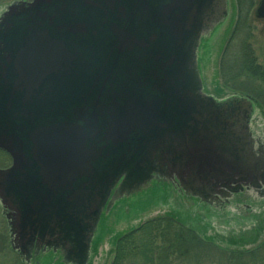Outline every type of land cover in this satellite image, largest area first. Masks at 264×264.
Segmentation results:
<instances>
[{
	"label": "water",
	"instance_id": "95a60500",
	"mask_svg": "<svg viewBox=\"0 0 264 264\" xmlns=\"http://www.w3.org/2000/svg\"><path fill=\"white\" fill-rule=\"evenodd\" d=\"M226 17L227 0H31L0 15V205L23 261L48 249L87 264L110 193L153 174L202 202L264 186L255 101L207 95L197 69Z\"/></svg>",
	"mask_w": 264,
	"mask_h": 264
},
{
	"label": "rangeland",
	"instance_id": "374dc122",
	"mask_svg": "<svg viewBox=\"0 0 264 264\" xmlns=\"http://www.w3.org/2000/svg\"><path fill=\"white\" fill-rule=\"evenodd\" d=\"M20 1L28 2L30 0H0V15L8 5ZM245 1L246 0H227V18L215 25L209 33L212 35L209 36L210 38L205 39V35L200 38L199 52H201L200 48L202 45L204 46L205 41L207 42L203 48H207L209 45H216V49L218 48L217 52L211 57L209 64L206 66L204 64L205 60H203V51H205L203 48L202 54H200L202 56L200 70H202L201 74L204 84L207 87L206 90L210 94L217 97L238 94L253 98L244 90V87H255L260 89V91H264V83L262 81L260 82L246 79L244 75L238 77L236 76L237 69L229 70L228 68H225L224 78H222V76L220 77V74H218L216 69L221 60L222 49L225 48L228 43L229 49L227 51V58L225 57V62H228L229 64V61L232 58L233 60L243 61L242 54L240 53L238 55L237 53V46L241 40H247L249 42L252 57L255 59L256 65L264 69V21L258 20L255 17L258 0H251L253 3L249 2V4H246ZM234 29L238 33H236L234 40L231 42L230 38ZM225 80H229L227 83L228 85H226ZM255 117L258 118L256 124L254 125L255 128L264 130L263 106H257L254 118ZM8 165L9 160H7V156L0 152V168H5ZM173 192L174 191L169 185L150 183L147 184V187H144L140 191L119 201L120 205H118V211L115 210V212L112 213L114 223H109L110 226L107 223H104L105 217L104 215H101L94 239L91 243V250L89 251L90 257L87 264H111L115 255L114 238L119 232L126 230L128 226H130V228H134L145 220L155 217L156 215H163L161 212L158 214L153 212L148 215H143L140 219L130 221L128 224L123 223L122 221L125 222L127 218L133 216L134 207L139 203H142L144 206L151 209L157 201L160 202L156 203L155 207H167L172 202L171 207H174L173 209L175 210L172 215L185 225L194 226L195 229H198V231L201 232V235L197 231V234L195 232L194 234L199 241L202 242L201 245H205L204 247L206 248L203 250L198 249L194 251V253L189 252L184 259H176V256L169 257V264H234L231 260L224 263L219 253L237 254L239 252H250L264 244V200L259 202L263 209L258 212L259 215H257L254 219L241 222L238 219L229 218L216 223H214L213 220L209 222L207 219H203L202 223H207V226L204 227L203 224H201V226L196 227V221L200 219V217H197L196 212L198 211V214L201 215L202 218V216H206L207 210L198 206L192 199L193 197L186 198V200L182 203L180 201H173L175 198ZM148 200L149 202L146 203ZM193 206L197 209V211L190 209L193 208ZM126 208H129V212H126ZM117 222H119V225H116ZM162 226V230L166 231L167 228L164 227V224H162ZM171 227L173 229L168 228V235L164 231L160 234V239H157L155 243L157 248H161L163 250L164 246L170 248V243H172V239H170L172 233H177L180 238L181 235L184 237L186 235L189 236V234H186L185 232V227L180 224L171 221ZM110 229H112L111 232ZM106 231H108V233L110 232V234L104 236ZM169 232L172 233L169 234ZM8 236L7 223L0 209V237L5 240L2 244L3 248H5V245L9 243ZM203 238L209 240V242H204ZM190 243L192 244L194 241H190ZM17 258L19 257L15 256L13 253H8L6 249L0 250V264H19ZM20 259L21 263L24 264L23 259ZM34 261L36 264H64L58 250L55 252L53 250L52 252L48 251L44 254L40 253L35 256Z\"/></svg>",
	"mask_w": 264,
	"mask_h": 264
},
{
	"label": "trees",
	"instance_id": "16d2710c",
	"mask_svg": "<svg viewBox=\"0 0 264 264\" xmlns=\"http://www.w3.org/2000/svg\"><path fill=\"white\" fill-rule=\"evenodd\" d=\"M245 2L246 4H249V2L252 1L246 0ZM236 33L238 32L234 29L230 38L231 42L234 40ZM206 42L207 41L204 42V46ZM204 46L202 45L201 47V54L202 48ZM216 47V45H209L207 46V48H203V50H205L203 51V60H205V66L209 64L211 57L217 52L218 48L216 49ZM223 49L221 52V60L216 68L218 74H220V77L222 76V78H224L225 68H228L229 70L237 69L236 76L239 77L244 75L246 79L260 82L262 81L264 83V69L256 65L255 59L252 57L250 44L247 40H241L237 46V53L238 55L240 53L242 54L243 61H237L235 59L233 60L232 58L228 64V62H225V57L227 56L229 43ZM201 62L202 56L200 55L198 59L199 66ZM228 82L229 80H225L226 85H228ZM244 90L249 93L250 96H252L255 100H257V106L260 105L264 107V91H260V89H257L255 87H244ZM197 214L198 213H196V215ZM197 217H200L201 221H199V219L196 221V227L201 226V224H203L202 220L205 219L204 216H202L201 218V215L199 214L197 215ZM105 220L104 223H106ZM171 221L172 220L166 218H151L145 222H142L134 228H130V226H128L126 230L119 232L114 238L115 255L111 264H169V257L176 256V259H184V257H186L189 252L194 253V251L198 249L203 250L204 248H206L204 247L205 245H201L202 242L199 241V239L194 234V232L196 233V231L199 232L198 229H195L194 226L188 228L185 224L181 226L185 227V232L186 234H189V236L186 235L184 237L183 235H181L180 238L176 232V234L169 232V234L172 233V236L170 238L172 239L170 248H167L166 246H164V250L161 248H157V245H155V243L157 239H160V234H162L163 231L167 234L168 228L173 229L171 227ZM162 224H164V227L167 228L166 231L162 230ZM203 226L206 227L207 223H204ZM108 234V231H106V234L104 236ZM199 234L201 235V232H199ZM187 237H190L191 239ZM203 240L204 242H209V240L205 238H203ZM190 241H194V243L191 244ZM3 242H5V240L0 237V250L6 249L8 253H13L18 257L15 252L11 251L9 243L5 245V248H3ZM219 254L220 257H222L224 263L231 260L234 264H264V244L250 252H239L237 254ZM17 259L18 263L22 264L21 260L19 258Z\"/></svg>",
	"mask_w": 264,
	"mask_h": 264
},
{
	"label": "flooded vegetation",
	"instance_id": "af4514ba",
	"mask_svg": "<svg viewBox=\"0 0 264 264\" xmlns=\"http://www.w3.org/2000/svg\"><path fill=\"white\" fill-rule=\"evenodd\" d=\"M256 122H257V118H253L250 120V130H251L252 138L254 140L253 148H254L255 153L258 154L261 151L264 153V130H261L259 128L256 129L254 126ZM150 183H156L159 185L160 184L169 185L174 191L173 195L175 196V198L173 201H176V202L180 201L182 203L184 200H186V198L190 197L188 194H185L184 191L181 189L176 177L164 178L156 174H153L151 179L147 182V184H150ZM117 186L115 187V189L117 188ZM145 187H147V185ZM143 188L144 187L140 188L138 191H140ZM123 199L124 197L116 198L114 196V191L111 192L109 199L106 202L105 207L101 211L102 213L101 215L106 216L105 221L108 225L109 223H112V224L114 223L113 218H112V213L115 212V210L118 211L117 208L119 207L118 205H120L119 201ZM192 199L197 203L198 206L203 207L207 210L205 219H207L209 222L213 220L214 223H216V222H220L222 220H226L229 218H235L243 222V221L254 219L255 217H257V215H259L258 212L261 209H263V207L260 206L259 202L261 200H264V186H261L258 189L257 188L254 189L250 186H244L239 192H236V193H233V192L230 193L228 191H221L219 194L216 195L215 199L208 200L205 202H202L197 198L196 199L192 198ZM148 202L149 200L146 201V203ZM158 202L160 201H157L156 203ZM156 203H154V205L149 203L153 205L151 209L147 208L146 206H143L142 203L135 205L134 210H133L134 212L133 216L130 218H127L125 222L124 221L122 222L128 224L130 221H134L135 219H140L143 215H148L153 212H156V214H158L161 212L163 213V215H156L155 217H151V218H161V219L166 218V219L172 220L174 223H178L180 225L184 224L180 222L174 215H172L175 212V210L173 209L174 207H171L172 202L167 207L165 206L155 207ZM190 209L197 211V209L194 206L193 208H190ZM126 210H127L126 212H129V208H126ZM196 213H199V212L197 211ZM199 221L201 220L199 219ZM116 225H119V222H117ZM186 226L188 228L193 227L190 225H186ZM111 230L112 229H110V232Z\"/></svg>",
	"mask_w": 264,
	"mask_h": 264
}]
</instances>
